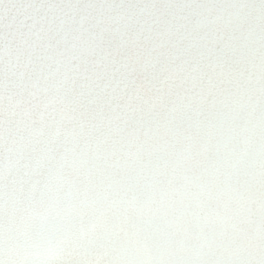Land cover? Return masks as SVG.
<instances>
[{
    "label": "clouds",
    "instance_id": "obj_1",
    "mask_svg": "<svg viewBox=\"0 0 264 264\" xmlns=\"http://www.w3.org/2000/svg\"><path fill=\"white\" fill-rule=\"evenodd\" d=\"M0 264H264V0H0Z\"/></svg>",
    "mask_w": 264,
    "mask_h": 264
}]
</instances>
